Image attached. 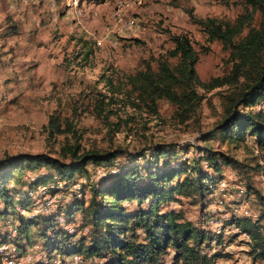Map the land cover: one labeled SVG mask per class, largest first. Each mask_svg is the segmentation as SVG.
<instances>
[{
	"label": "rangeland",
	"instance_id": "obj_1",
	"mask_svg": "<svg viewBox=\"0 0 264 264\" xmlns=\"http://www.w3.org/2000/svg\"><path fill=\"white\" fill-rule=\"evenodd\" d=\"M77 1L75 7H69L68 0H27L13 5L9 0H0V160L5 156L50 154L68 162L67 148L75 146H79L80 154L119 151L122 155L112 166L88 165V176L78 177L67 189L50 183L28 192L27 208L15 201V211L5 214L0 201V264H81L79 257L62 259L58 254L48 259L51 253L45 243L54 236L50 232L47 237L44 235L41 222L30 228L29 241H21L17 237L20 220L37 221V216L56 215V230L75 235L74 241L87 239L88 244L90 228L85 224L83 211L69 214L68 219L64 214L65 206L83 186L86 208L90 189L114 176L119 168L137 165L140 171L149 168L162 172L180 162L191 168L193 160L200 158L196 148L204 146L225 154L238 166H223L218 185L203 201L177 197L162 211L181 213L186 221L212 235V241L201 247L202 254L221 258L210 264H264L253 259L248 236L231 225L233 218L258 220L264 236V220H260L264 211L260 201L264 200L263 151L250 137L245 143L222 142L219 138L202 141V135L222 119L225 98L233 88H198L202 101L184 123L175 107L165 101H159L153 113L145 108H131L124 100L126 78L144 70L145 63L155 69L156 61L173 49L171 36L185 35L190 39L198 56L195 69L201 83L228 76V53L220 43L207 42L206 33L188 12L198 19L232 21L242 11L239 3ZM259 110L264 111V101L252 109ZM51 116L59 119L61 130L70 126V133L51 136ZM155 147H163L175 157L160 159L154 165L151 154ZM201 165L207 170L205 162ZM37 173H16L8 187L27 192V185ZM47 173L41 170L39 175ZM222 182L227 186L224 191L219 190ZM53 189L56 195L48 192ZM44 193L57 196L64 208L59 203V208L43 213L47 202ZM123 206L127 211L137 209L135 203ZM173 254L170 250L166 264H171ZM110 262L107 257L86 264Z\"/></svg>",
	"mask_w": 264,
	"mask_h": 264
},
{
	"label": "trees",
	"instance_id": "obj_2",
	"mask_svg": "<svg viewBox=\"0 0 264 264\" xmlns=\"http://www.w3.org/2000/svg\"><path fill=\"white\" fill-rule=\"evenodd\" d=\"M224 2H237L241 6L242 11L232 21L198 19L191 11L188 14L206 33L208 43L218 42L228 53V64L231 65L228 76L201 83L195 69L198 56L190 39L185 35L171 36L173 49L156 61L155 69L150 63H145L144 70L126 78L124 100L131 108H145L153 113L157 111L158 102L165 101L175 107L176 115L184 123L202 101L198 88L206 91L233 88L225 98L222 119L202 135V141L206 143L219 138L222 142L245 143V139L250 137L264 153V111H252L259 101H264V0ZM48 126L51 136L70 133L71 130L70 126L61 130L60 121L54 116L50 117ZM67 149L68 162L50 154L5 156L0 160V201L5 214L15 211V201L22 208H27L30 201L28 192L50 183L57 185L56 188L64 185L67 189L78 177L88 176V165L112 166L122 155L119 151L80 154L79 146ZM196 150L200 158L193 160L191 168L180 162L162 172L149 168L141 170L145 176L137 165L119 168L114 176L90 189L91 199L86 208V186L72 197L65 208L59 201L67 219L69 214L83 211L85 224L90 228L88 244L87 239L74 241L75 235L56 230V215L37 216V221L20 220L17 237L21 241L23 238L29 241L30 228L41 222L44 235L47 237L50 232L54 236L53 240L45 243L51 253L48 259L59 254L62 259L79 257L81 264L107 257L111 258L109 264H166L165 258L171 250L174 252L171 264H210L221 258L219 255L208 258L202 254L201 247L212 241V235L186 221L181 213L162 211L167 204L176 202L177 197L203 201L218 185L223 166H238V162L208 146L197 147ZM166 157L175 155L163 147L153 148L151 159L154 165ZM202 162L211 173L204 170ZM41 170L48 173L39 175ZM23 172H38L36 179L27 185L28 191L10 189L8 184L16 178V173ZM48 192L53 195L57 191ZM260 201L264 206V200L260 198ZM125 203H135L137 209L127 211L123 206ZM260 220H264V211ZM231 221V225L250 239L253 259L264 262V236L257 225L258 220L233 218Z\"/></svg>",
	"mask_w": 264,
	"mask_h": 264
},
{
	"label": "bare ground",
	"instance_id": "obj_3",
	"mask_svg": "<svg viewBox=\"0 0 264 264\" xmlns=\"http://www.w3.org/2000/svg\"><path fill=\"white\" fill-rule=\"evenodd\" d=\"M27 0H9V2L13 4H18L20 2H26ZM77 0H68V6L69 7H75L77 5ZM132 25V24H131ZM133 27V26H132ZM95 178V177H94ZM227 188L226 183L223 182L221 185V190H225ZM44 198L47 199V202L45 201L44 205V211L45 213L50 212L52 209L56 208L59 204V199L57 197L49 196L44 193ZM16 249V248H15ZM9 255V254H8ZM12 255V254H11ZM57 262V261H56ZM55 262V263H56ZM59 262V261H58ZM57 262V263H58Z\"/></svg>",
	"mask_w": 264,
	"mask_h": 264
},
{
	"label": "built area",
	"instance_id": "obj_4",
	"mask_svg": "<svg viewBox=\"0 0 264 264\" xmlns=\"http://www.w3.org/2000/svg\"><path fill=\"white\" fill-rule=\"evenodd\" d=\"M128 27H132V25L130 24V23H128ZM134 27H132V29H133ZM88 180V179H87ZM213 225H215V224H211V226H213Z\"/></svg>",
	"mask_w": 264,
	"mask_h": 264
}]
</instances>
